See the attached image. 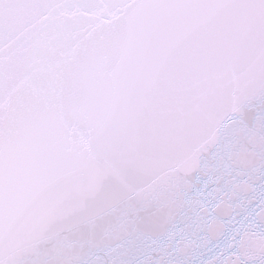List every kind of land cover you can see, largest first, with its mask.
Returning a JSON list of instances; mask_svg holds the SVG:
<instances>
[{
	"label": "snow or ice",
	"instance_id": "6c2138e0",
	"mask_svg": "<svg viewBox=\"0 0 264 264\" xmlns=\"http://www.w3.org/2000/svg\"><path fill=\"white\" fill-rule=\"evenodd\" d=\"M0 264H264V0H0Z\"/></svg>",
	"mask_w": 264,
	"mask_h": 264
}]
</instances>
